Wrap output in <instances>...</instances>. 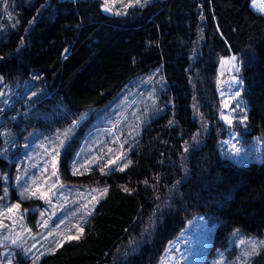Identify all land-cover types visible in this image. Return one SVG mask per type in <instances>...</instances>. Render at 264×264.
Segmentation results:
<instances>
[{
  "label": "trees",
  "instance_id": "obj_1",
  "mask_svg": "<svg viewBox=\"0 0 264 264\" xmlns=\"http://www.w3.org/2000/svg\"><path fill=\"white\" fill-rule=\"evenodd\" d=\"M8 1L16 15L0 27V82L20 83L6 111L13 124L30 118L24 132L43 121L70 124L152 67L168 82L169 102L144 126L127 167L77 176L108 189L79 238L35 264H158L198 213L213 227L212 251L235 227L264 234V153L237 162L219 148L232 128L245 142L255 135L264 142V13L251 0H150L118 13L105 11L103 0H0V7ZM232 54L249 106L245 124L220 116L218 65ZM65 162L66 155L73 176ZM9 165L0 153V197ZM260 252L250 264H264Z\"/></svg>",
  "mask_w": 264,
  "mask_h": 264
},
{
  "label": "rangeland",
  "instance_id": "obj_2",
  "mask_svg": "<svg viewBox=\"0 0 264 264\" xmlns=\"http://www.w3.org/2000/svg\"><path fill=\"white\" fill-rule=\"evenodd\" d=\"M148 1L103 0L104 7L107 3L117 13ZM251 5L264 13V0H251ZM15 15L10 1L2 5L0 27L9 25ZM167 84L161 68L152 67L134 75L106 103L84 109L70 124L56 126L43 121L24 132L30 118L13 124L7 122L10 114L6 111L20 93V83L0 82V153L10 159L2 174L0 264H35L69 237L83 232L80 229L84 230L106 186L91 185L77 176L95 167L112 170L130 162V152L144 126L167 105ZM242 86L240 59L234 54L222 56L218 65L220 116L227 123L231 120L230 125L234 120L246 122L249 106L241 93ZM75 138L78 142L70 147ZM233 145L240 149L239 155L234 154ZM219 148L222 155L241 162L261 159L264 142L259 135L245 142L232 128L220 139ZM65 155L73 176L62 164ZM212 241L213 227L198 213L167 242L158 264H206L207 258V264H250V258L260 251L264 257V234L246 233L235 227L227 245L212 251Z\"/></svg>",
  "mask_w": 264,
  "mask_h": 264
},
{
  "label": "snow or ice",
  "instance_id": "obj_3",
  "mask_svg": "<svg viewBox=\"0 0 264 264\" xmlns=\"http://www.w3.org/2000/svg\"><path fill=\"white\" fill-rule=\"evenodd\" d=\"M136 2L139 3V0H136ZM126 7H127V5H126ZM262 10H264V9H262ZM105 11H112V9H111L110 7L107 6V3L105 4ZM232 59L234 60L235 57H233ZM237 71H239V69H237ZM0 80H2V77H0ZM237 95H239V93H237ZM225 119H227V118H225ZM245 119H246V117H245ZM228 123L230 124V123H231V120H228ZM69 131H70V129H69ZM233 148L235 149L234 154H235V155H239V153H240V149L235 148V145H233ZM53 167H55V165H53ZM124 167H127V164H125L123 167H120L118 170H119V171H123V170H124ZM74 174H75V173H74ZM53 175H56V173L53 172ZM145 183H146V182H145ZM93 191H99V190H97V189H93ZM107 191H108V189L105 187V188L101 191V196H102L103 194H106ZM124 191H128V189H127V188H124ZM42 198H43V197H42ZM94 199H95V197H94ZM16 207H19V206L17 205ZM9 211H11V209H9ZM80 231L82 232L83 229L81 228ZM72 238H76V239H78L79 237H78V236H77V237H69V239H72ZM261 244L264 245V242H261ZM255 250H256V245L254 244V245H253V251L255 252ZM38 258H39V257H37V259H38Z\"/></svg>",
  "mask_w": 264,
  "mask_h": 264
}]
</instances>
